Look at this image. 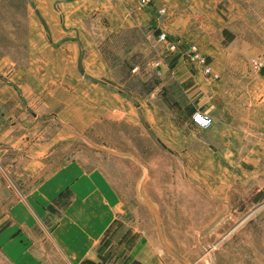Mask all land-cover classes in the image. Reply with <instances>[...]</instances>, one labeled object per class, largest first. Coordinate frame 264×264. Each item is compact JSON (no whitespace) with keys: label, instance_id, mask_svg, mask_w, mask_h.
Listing matches in <instances>:
<instances>
[{"label":"rangeland","instance_id":"374dc122","mask_svg":"<svg viewBox=\"0 0 264 264\" xmlns=\"http://www.w3.org/2000/svg\"><path fill=\"white\" fill-rule=\"evenodd\" d=\"M158 1L163 8L195 3L84 0L75 30L65 34L81 44L69 40L48 46L42 63L27 54L31 47L25 38L33 32L25 28V0L0 3V230L15 202H27L28 196L40 201L38 185L57 188L70 178L62 199L32 207L49 235L48 253L38 260L42 264H73L77 259L60 250L64 238L52 237L54 218L74 194L112 202L114 233L104 246L127 238L131 245L139 234L154 247L159 264H264V0H209L222 22L216 23L210 13L208 28L174 31L172 43L166 30L158 36L149 24L128 29L130 6L153 8ZM186 38L195 44H185ZM167 54L191 58L211 84L225 89L226 105L216 111L212 133H225L226 156L203 159L211 164L198 166V171L190 167L201 183L184 180L163 188L154 181L155 165L171 164L180 179L184 170L176 159L153 158L152 117L138 109L139 118H134L126 109L122 118L105 119L104 111L97 110L101 116L91 127L90 110L104 107L106 96L99 89H110L116 98L127 91L139 99L148 96L157 65L153 61ZM138 72L148 80L137 79ZM21 89H45L47 101L32 109L18 94ZM33 113L41 115V123ZM175 116L182 117L180 112ZM42 131L59 142H49L52 149L31 156L29 148ZM71 162L74 171L53 174ZM78 182L96 183L97 189H78ZM44 214H51L52 222ZM0 264H8L2 255ZM112 264H120L118 257Z\"/></svg>","mask_w":264,"mask_h":264},{"label":"crops","instance_id":"0c3cea01","mask_svg":"<svg viewBox=\"0 0 264 264\" xmlns=\"http://www.w3.org/2000/svg\"><path fill=\"white\" fill-rule=\"evenodd\" d=\"M82 1L84 0H25L29 18L25 23V28L32 29L33 32L31 36L28 32L25 38L26 45L31 47L27 54L35 55V59H32L34 62L42 63L47 60L48 46L59 47L71 40L72 44H81L77 37H65V34L68 30H75L74 23L76 21L74 19L83 12L80 3ZM194 1V5H175L167 8H163L160 1L153 8L140 9L130 6L127 15L133 14L134 18L131 17V21L127 22L128 29L144 28L146 24H149L155 28L158 36L161 30H166L167 40L172 43V40L169 39L177 31L200 30L208 26L210 13H213L212 19L216 23L222 22L214 11L213 6L215 5L211 6L209 0ZM161 10H163V14H160ZM59 33L63 34V37L56 39L54 36L57 37ZM185 40V44L189 42L195 44L193 39L187 41L186 38ZM158 42L160 41L158 40ZM189 60L192 61L191 58ZM189 60L170 54L154 60L153 63L156 62L157 65L153 67L151 75L154 80L152 89H146L145 94L148 96L139 99L141 98L139 94L132 95L127 91L126 93L121 92L122 95L119 94V98H116L110 89H99L106 96L104 107L97 109V105H95V108L90 110L91 127L93 124L96 126L97 118L101 116L97 110L104 111L105 119L114 115L122 118L124 115L122 111L126 109L134 118H139L138 109L142 116L147 113L152 117V122L148 125L152 130L154 147H156L153 150V158L176 159L177 165L184 170V173L180 174L184 179H180L174 177L171 164H167V167L155 165L153 173L158 176L154 178V181L161 183L163 188L167 185L172 187L173 183L184 180H196L201 183L197 175L194 177L195 172L198 171L197 167L211 164L204 162L203 159L226 156L225 133L217 135L212 133L217 123L216 111L223 109L226 105L225 89H217V85L211 84L209 79H206L201 73L199 67L190 63ZM136 76L137 79L141 77L143 80H148L139 72L136 73ZM47 93L45 89H21L18 94L24 95V99L28 100L27 103L32 106V109L35 107L39 109L47 101ZM197 110L212 118V125L209 128L197 129L192 125L190 117ZM178 112L182 115L180 119L175 116ZM32 117L36 123H41V115L33 113ZM46 134L45 131L38 134L33 146L29 148L32 150L31 156L41 155L39 152L44 149H52L51 146L54 145L50 146L49 142H59V137H48L45 136ZM48 154L50 153L48 152ZM74 165L72 162L63 164L54 170L53 174L70 173L72 170L74 171ZM191 166L197 171H189ZM68 182H70V178L65 179L63 184L59 183L57 188L46 187V183L42 182L35 189V191L40 190L41 192L40 201L34 202L35 198L32 199L28 196L27 202L19 201L12 205L9 212L10 217L6 218L8 224L0 230V255L8 264H42L38 260L42 259L40 258L42 254L48 253L49 235L43 230L38 217L33 215L32 207L33 205L46 206L56 198L60 199L61 197L62 199L66 190H70L69 184H66ZM96 186V183L93 182H78L76 184V188L81 190L97 189ZM206 187L208 188V186ZM76 188L74 186L75 190ZM44 199L47 201H43ZM151 204L158 203L152 201ZM60 212L59 218H54L56 224L53 227L52 237L54 239V235L60 236L67 241L64 246L60 245V250L64 253L70 252L77 255L73 264H112L115 257H118L120 264L160 263L157 261L154 247L138 233V237H135L137 239L132 241L131 245L127 238L124 243L122 241L110 242L109 245L104 246V242L111 239L114 233L112 202L107 199L86 195L78 197L74 194L70 203ZM41 217L46 221L53 220L51 214H44ZM114 246L119 248L115 249ZM108 253L110 255L106 258ZM111 255L118 256H114L109 261Z\"/></svg>","mask_w":264,"mask_h":264},{"label":"built area","instance_id":"2783aa9c","mask_svg":"<svg viewBox=\"0 0 264 264\" xmlns=\"http://www.w3.org/2000/svg\"><path fill=\"white\" fill-rule=\"evenodd\" d=\"M148 2L149 0H141V4H147ZM199 63L202 64L203 60L200 59ZM205 71L207 72L208 70L206 69ZM190 118L192 125L198 129H207L211 126L212 123L210 117L201 112L192 113Z\"/></svg>","mask_w":264,"mask_h":264}]
</instances>
